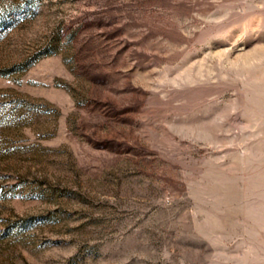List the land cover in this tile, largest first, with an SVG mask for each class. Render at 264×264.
<instances>
[{"label":"rangeland","instance_id":"1","mask_svg":"<svg viewBox=\"0 0 264 264\" xmlns=\"http://www.w3.org/2000/svg\"><path fill=\"white\" fill-rule=\"evenodd\" d=\"M0 264H264V0H0Z\"/></svg>","mask_w":264,"mask_h":264}]
</instances>
